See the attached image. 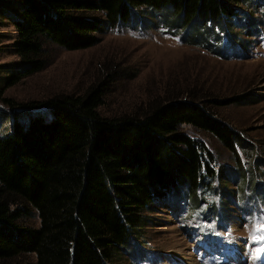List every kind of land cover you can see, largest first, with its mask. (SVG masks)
<instances>
[{
  "label": "trees",
  "instance_id": "obj_1",
  "mask_svg": "<svg viewBox=\"0 0 264 264\" xmlns=\"http://www.w3.org/2000/svg\"><path fill=\"white\" fill-rule=\"evenodd\" d=\"M246 1L0 0V20L15 28L13 48L20 60L0 67V101L18 107L5 93L46 68V44L90 49L100 44L98 34L141 26L138 19L146 16L184 32L185 44L227 57L222 45L232 51L239 44L233 27L251 36L257 25L264 30V17L241 9ZM113 78L108 74L84 93L26 103L25 111L0 129V264H121L124 254L140 246L150 222L146 213L159 203L175 204L174 195L194 210L205 207L208 215L214 210L226 217L234 196L226 186L235 178L261 192L255 175L263 162L255 156L246 167L239 155L240 149L251 159L254 145L214 109L249 104L247 99L220 103L188 87L171 90L144 109L106 117L101 111ZM37 108L47 109L50 118L32 114ZM185 127L215 138L233 156L236 170L218 165L204 141ZM207 193L219 197L222 208L204 203ZM34 213L37 228L23 223ZM30 255L34 263L20 261Z\"/></svg>",
  "mask_w": 264,
  "mask_h": 264
},
{
  "label": "rangeland",
  "instance_id": "obj_2",
  "mask_svg": "<svg viewBox=\"0 0 264 264\" xmlns=\"http://www.w3.org/2000/svg\"><path fill=\"white\" fill-rule=\"evenodd\" d=\"M241 9L257 19L264 17V4L258 0L246 1ZM138 20L141 26L134 23L136 26H118L98 34L100 44L90 49L67 51L55 44H46V68L19 80L5 93L18 107L11 108L0 101V129L5 131L7 126L3 125L13 122L16 112L25 111L26 103L41 102L60 93H84L110 73L114 78L108 83L101 111L106 117L131 113L140 106L144 109L149 101L163 98L174 89L197 87L220 103L244 97L249 104L229 103L214 109L254 145L256 154L251 159L240 149L239 155L246 167L256 157L263 162L255 175L261 192L252 191V182L247 184L245 180L241 184L235 178L234 185L226 186L234 195L229 199L226 217L217 213L218 218L215 213L209 217L205 207L194 210L185 198L174 195L175 204L159 203L153 212L146 213L150 222L144 237L138 240L140 246L129 253L133 262L124 254L121 264H264V254L260 251L264 246L255 245L256 235L264 236V215L254 222L243 216L247 212L250 216L262 215L260 211L264 208V30L257 25L252 30L255 36H251L242 27H233L239 44L232 51L222 45L227 57H220L198 45L185 44V33L170 30L159 17ZM15 38V28L8 21L0 20V67L20 63L13 48ZM39 112L50 118L47 109L31 110L32 114ZM184 130L204 141L215 154L218 165L236 170L233 156L215 138L191 127ZM201 199L219 206L220 199L214 193H207ZM23 223L37 228L40 220L34 213ZM228 226L236 231L238 238L232 237ZM216 236L223 239L219 244L215 243ZM259 242L261 245L263 239ZM27 260L35 262L31 255L20 259Z\"/></svg>",
  "mask_w": 264,
  "mask_h": 264
}]
</instances>
